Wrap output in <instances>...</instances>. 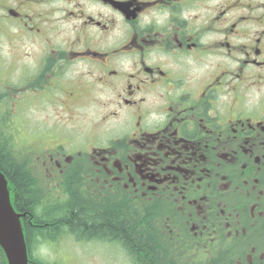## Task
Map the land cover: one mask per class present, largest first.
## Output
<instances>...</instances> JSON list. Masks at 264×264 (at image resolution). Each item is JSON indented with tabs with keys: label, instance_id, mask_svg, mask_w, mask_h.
<instances>
[{
	"label": "flooded vegetation",
	"instance_id": "obj_1",
	"mask_svg": "<svg viewBox=\"0 0 264 264\" xmlns=\"http://www.w3.org/2000/svg\"><path fill=\"white\" fill-rule=\"evenodd\" d=\"M0 38L59 111L38 182L149 210L174 264H264V0H0Z\"/></svg>",
	"mask_w": 264,
	"mask_h": 264
},
{
	"label": "trees",
	"instance_id": "obj_2",
	"mask_svg": "<svg viewBox=\"0 0 264 264\" xmlns=\"http://www.w3.org/2000/svg\"><path fill=\"white\" fill-rule=\"evenodd\" d=\"M0 104L8 103L11 93L0 86ZM10 90L15 92V87ZM4 107V105H3ZM12 114L0 109V171L8 180L10 200L16 211L36 222V227L25 228L28 264H52L33 255L32 245L37 236L56 241L66 226L76 240L109 241L119 244L132 264H174L165 260L157 250L160 239L158 218L147 209L137 210L110 199H80L73 193L69 199H60L57 193L33 175L32 154L18 150L11 128ZM61 187H63L61 185ZM69 189L64 185V189ZM0 264L5 258L0 249ZM228 262L230 260H227Z\"/></svg>",
	"mask_w": 264,
	"mask_h": 264
},
{
	"label": "rangeland",
	"instance_id": "obj_3",
	"mask_svg": "<svg viewBox=\"0 0 264 264\" xmlns=\"http://www.w3.org/2000/svg\"><path fill=\"white\" fill-rule=\"evenodd\" d=\"M18 45L21 54L30 53L27 40L18 41ZM12 49L13 46L7 40L0 38V86L11 93V99L6 104L1 103L0 109L1 112L12 113L13 137L17 149L25 154L27 148L44 145L42 138L60 139L58 134H44L51 126H59V111L56 103L50 102L53 99L49 95H39L37 98L26 92L24 95L23 91L15 94L10 90L16 84L17 75L21 73L12 71L11 61H3V57L9 59L8 52ZM32 253L52 264H132L121 247L114 242L91 240L78 243L64 234L59 236L56 243L34 241Z\"/></svg>",
	"mask_w": 264,
	"mask_h": 264
},
{
	"label": "water",
	"instance_id": "obj_4",
	"mask_svg": "<svg viewBox=\"0 0 264 264\" xmlns=\"http://www.w3.org/2000/svg\"><path fill=\"white\" fill-rule=\"evenodd\" d=\"M5 175L0 171V248L7 264H28V251L20 217L10 201Z\"/></svg>",
	"mask_w": 264,
	"mask_h": 264
}]
</instances>
